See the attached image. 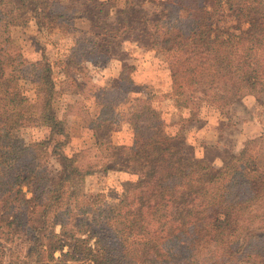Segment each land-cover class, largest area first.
I'll list each match as a JSON object with an SVG mask.
<instances>
[{
    "label": "trees",
    "instance_id": "trees-1",
    "mask_svg": "<svg viewBox=\"0 0 264 264\" xmlns=\"http://www.w3.org/2000/svg\"><path fill=\"white\" fill-rule=\"evenodd\" d=\"M83 1L92 29L71 28L89 39L83 46L78 40L67 56V76L88 56H119L128 42L160 52L173 91H189L226 118L249 96L264 103V0ZM53 3L0 0V264H243L251 258L264 264L263 135L238 152L205 145L206 152L219 151L222 165L215 167L185 140L173 143L160 112L143 105L129 119L135 137L120 161L137 180L114 202L87 193L93 166L83 168L76 156L59 152L64 141L53 140L67 139L56 112L63 92L54 68L44 53L26 60L12 36L15 27L33 23L37 40L74 21L76 15ZM125 65L120 82L134 86L136 66ZM22 81L33 97L19 88ZM100 103L92 129L106 130L97 136L107 138L114 106ZM33 123L48 137L25 143L20 133ZM97 140L111 161L118 147ZM190 240L214 243L200 263L178 251Z\"/></svg>",
    "mask_w": 264,
    "mask_h": 264
},
{
    "label": "rangeland",
    "instance_id": "rangeland-1",
    "mask_svg": "<svg viewBox=\"0 0 264 264\" xmlns=\"http://www.w3.org/2000/svg\"><path fill=\"white\" fill-rule=\"evenodd\" d=\"M50 1H54L55 9L70 16L76 15L74 21L66 22V25L62 24L60 28L54 27L52 33L47 31L37 40L36 26L33 23L15 27L12 36L16 48L23 53L26 60L36 62L44 53L54 68L55 81L63 92L56 103V112L57 116L65 121L67 139L60 136L53 140L64 141L59 152L76 156L83 168L93 166L95 173L86 178L85 187L89 195H96L102 202H114L113 200L120 199L126 189L137 180L136 175L122 170L120 161L127 156L135 137L129 119L143 105H150L160 112L167 132L174 137L173 143L185 140L192 146L197 157L203 158L207 154L208 158L213 159L215 167L222 165V158L216 156L219 151L206 152L205 145L218 144L219 150L225 148L238 152L248 140L264 136V103L260 104L254 97L249 96L240 104L231 107L230 116L226 118L213 106H207L204 101L192 97L189 91L184 89L180 94L174 92L166 58L158 51H144V55L138 56L136 51L139 48L134 43L125 42L121 46L123 52L117 51L119 56L111 57L108 61L88 56L77 67L80 72L70 71L67 76L65 70L70 67L66 61L67 56L72 54L78 40L83 46L85 40L89 39L88 35L72 33L71 28L82 27L89 32L92 29L91 22L84 13L86 8L83 0ZM118 61L121 66L137 64L136 69L142 64L141 74L146 80L139 78V82H135L134 86L120 82V77L117 78ZM129 73L130 70L125 71L124 76H129ZM18 86L33 97L34 90L28 81H22ZM97 94L99 100L95 99ZM200 95L198 93L197 96ZM100 102L107 107L112 104L114 106L113 123L106 134L107 138L97 136L106 130L100 132L92 129L93 114L102 109ZM48 134V130L33 123L21 131L20 137L23 142L31 143L46 139ZM98 138L111 140L112 144L118 147L117 150L111 149V154H114L111 161L106 144H96ZM107 162L109 167L112 166L109 170L105 169ZM49 168L59 169L58 163L51 159ZM213 247L214 243L205 244L190 240L183 242L178 251L188 261L200 263ZM59 256L60 253L57 252L56 257ZM257 262L251 258L243 264Z\"/></svg>",
    "mask_w": 264,
    "mask_h": 264
},
{
    "label": "crops",
    "instance_id": "crops-1",
    "mask_svg": "<svg viewBox=\"0 0 264 264\" xmlns=\"http://www.w3.org/2000/svg\"><path fill=\"white\" fill-rule=\"evenodd\" d=\"M137 52V55L138 56H141V55H144L145 54V52H148V51H145L144 52V50H142V49H138V51H136ZM120 63V61H118V74H117V78L118 77H120V74H121V71H122V66H121V64H119ZM135 66H136V68H137V64H135ZM141 67H143V65L141 64L140 65V68L139 69H136V71H135V74L132 76V78H133V80H134V82H139V78H143L144 79V81L146 80L145 78H144V75L143 74H141L142 72H143V70H142V68ZM136 75V76H135ZM170 80H171V77H170ZM172 83V82H171ZM105 84V83H104Z\"/></svg>",
    "mask_w": 264,
    "mask_h": 264
}]
</instances>
